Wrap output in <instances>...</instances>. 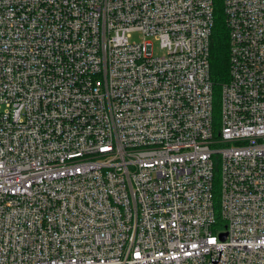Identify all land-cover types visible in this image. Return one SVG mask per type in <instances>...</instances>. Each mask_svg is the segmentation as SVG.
<instances>
[{
  "label": "built area",
  "instance_id": "1",
  "mask_svg": "<svg viewBox=\"0 0 264 264\" xmlns=\"http://www.w3.org/2000/svg\"><path fill=\"white\" fill-rule=\"evenodd\" d=\"M222 3L216 124L214 0H0V264H264V0Z\"/></svg>",
  "mask_w": 264,
  "mask_h": 264
},
{
  "label": "trees",
  "instance_id": "2",
  "mask_svg": "<svg viewBox=\"0 0 264 264\" xmlns=\"http://www.w3.org/2000/svg\"><path fill=\"white\" fill-rule=\"evenodd\" d=\"M215 23L211 36L210 63L214 89L216 124L219 120L221 86L229 79V33L225 23L222 0H214ZM217 192V180H216Z\"/></svg>",
  "mask_w": 264,
  "mask_h": 264
},
{
  "label": "rangeland",
  "instance_id": "3",
  "mask_svg": "<svg viewBox=\"0 0 264 264\" xmlns=\"http://www.w3.org/2000/svg\"><path fill=\"white\" fill-rule=\"evenodd\" d=\"M131 39H132V41H138L139 42V41L143 40V36L140 35L139 32H134ZM145 39L148 41H151L153 43L154 54H161L162 53L160 46H159V42L155 38H153L152 36H147Z\"/></svg>",
  "mask_w": 264,
  "mask_h": 264
},
{
  "label": "water",
  "instance_id": "4",
  "mask_svg": "<svg viewBox=\"0 0 264 264\" xmlns=\"http://www.w3.org/2000/svg\"><path fill=\"white\" fill-rule=\"evenodd\" d=\"M225 235H226V233H223V234H222V237L224 238V237H225Z\"/></svg>",
  "mask_w": 264,
  "mask_h": 264
}]
</instances>
